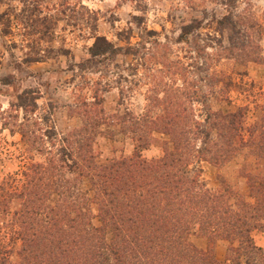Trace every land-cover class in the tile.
I'll list each match as a JSON object with an SVG mask.
<instances>
[{
    "label": "trees",
    "instance_id": "trees-1",
    "mask_svg": "<svg viewBox=\"0 0 264 264\" xmlns=\"http://www.w3.org/2000/svg\"><path fill=\"white\" fill-rule=\"evenodd\" d=\"M116 50L97 37L90 52L98 57ZM164 87L157 85L138 116L104 113L95 88L92 101L69 109L82 124L63 137L43 128L32 91L16 97L11 112L25 113L22 122L16 125L15 115H8L2 126L17 128L27 150L45 158L24 173L19 192L0 196V209L10 215L20 241L16 261L4 253L0 264H264V251L252 238L253 231L264 230V119L246 126L243 109H211L207 99L224 90ZM102 126L131 135L130 156L97 163L94 139L112 135ZM153 133L167 141L159 158L146 160L141 152ZM238 156L246 196L226 184L211 190L201 171L188 172L200 161L221 166ZM13 200L18 207L10 212ZM193 233L206 238L205 250L192 245ZM217 240L228 243L222 262L212 250Z\"/></svg>",
    "mask_w": 264,
    "mask_h": 264
},
{
    "label": "rangeland",
    "instance_id": "rangeland-1",
    "mask_svg": "<svg viewBox=\"0 0 264 264\" xmlns=\"http://www.w3.org/2000/svg\"><path fill=\"white\" fill-rule=\"evenodd\" d=\"M97 37L117 53L92 57ZM158 84L172 90L199 87L202 93L224 90L207 99L211 109H243L246 126L264 119V0H0V196L19 192L24 173L45 158L27 150L17 128L2 126L8 115H15L16 125L22 122L25 113L11 112L17 96L32 91L37 118L45 119L43 128L63 137L82 124L81 115L69 109L92 101L95 88L104 113L138 116ZM195 111L202 115L199 104ZM159 113L157 107L151 116ZM103 129L112 135L94 139L97 163L131 155L130 134ZM164 141L153 133L142 157L159 158ZM242 162V156L221 166L200 161L188 172L201 171L211 190L226 184L246 196L244 180L237 176ZM83 184L89 187L87 181ZM17 207L13 200L8 211ZM3 209L0 254L14 262L20 241ZM92 223L98 226L96 218ZM252 238L264 251V230L253 231ZM190 242L201 250L209 246L197 233ZM227 247L224 240L213 243L219 262Z\"/></svg>",
    "mask_w": 264,
    "mask_h": 264
}]
</instances>
